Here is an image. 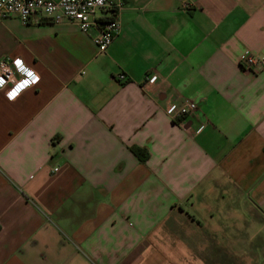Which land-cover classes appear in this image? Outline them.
I'll return each mask as SVG.
<instances>
[{
    "label": "crops",
    "instance_id": "obj_1",
    "mask_svg": "<svg viewBox=\"0 0 264 264\" xmlns=\"http://www.w3.org/2000/svg\"><path fill=\"white\" fill-rule=\"evenodd\" d=\"M122 1L103 53L0 18V264H264V0Z\"/></svg>",
    "mask_w": 264,
    "mask_h": 264
},
{
    "label": "built area",
    "instance_id": "obj_2",
    "mask_svg": "<svg viewBox=\"0 0 264 264\" xmlns=\"http://www.w3.org/2000/svg\"><path fill=\"white\" fill-rule=\"evenodd\" d=\"M122 0H0V18L18 17L24 24L33 20H50L71 23L84 32L97 29L93 41L100 52H105L121 31L119 12ZM240 66L258 74L264 70V56L245 50L239 59ZM37 73L22 60L0 59V90L17 95L28 89ZM120 79H125L121 75ZM197 109L195 101L186 100L175 115L186 117Z\"/></svg>",
    "mask_w": 264,
    "mask_h": 264
},
{
    "label": "trees",
    "instance_id": "obj_3",
    "mask_svg": "<svg viewBox=\"0 0 264 264\" xmlns=\"http://www.w3.org/2000/svg\"><path fill=\"white\" fill-rule=\"evenodd\" d=\"M142 157H145V155L143 153H141Z\"/></svg>",
    "mask_w": 264,
    "mask_h": 264
}]
</instances>
